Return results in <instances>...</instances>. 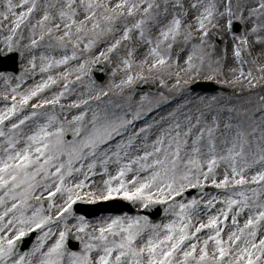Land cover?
<instances>
[{
	"label": "snow or ice",
	"instance_id": "6c2138e0",
	"mask_svg": "<svg viewBox=\"0 0 264 264\" xmlns=\"http://www.w3.org/2000/svg\"><path fill=\"white\" fill-rule=\"evenodd\" d=\"M0 264H264V0H0Z\"/></svg>",
	"mask_w": 264,
	"mask_h": 264
},
{
	"label": "rangeland",
	"instance_id": "374dc122",
	"mask_svg": "<svg viewBox=\"0 0 264 264\" xmlns=\"http://www.w3.org/2000/svg\"><path fill=\"white\" fill-rule=\"evenodd\" d=\"M241 103H243L244 102V100H243V98L241 99V101H240ZM158 219V218H157Z\"/></svg>",
	"mask_w": 264,
	"mask_h": 264
},
{
	"label": "water",
	"instance_id": "95a60500",
	"mask_svg": "<svg viewBox=\"0 0 264 264\" xmlns=\"http://www.w3.org/2000/svg\"><path fill=\"white\" fill-rule=\"evenodd\" d=\"M10 70V69H9Z\"/></svg>",
	"mask_w": 264,
	"mask_h": 264
}]
</instances>
